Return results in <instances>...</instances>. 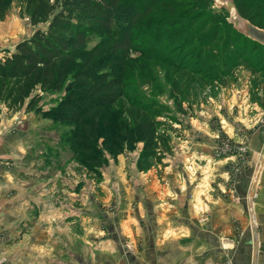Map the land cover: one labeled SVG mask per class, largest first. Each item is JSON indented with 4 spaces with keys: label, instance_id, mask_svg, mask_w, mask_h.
<instances>
[{
    "label": "rangeland",
    "instance_id": "rangeland-1",
    "mask_svg": "<svg viewBox=\"0 0 264 264\" xmlns=\"http://www.w3.org/2000/svg\"><path fill=\"white\" fill-rule=\"evenodd\" d=\"M167 1L171 0H141L151 11L142 14L134 30L135 44L122 70L128 101L142 106L154 122L151 149L145 148V128L124 123L121 105L103 110L91 139L74 142L77 126L45 117V111L66 96V84L59 90L34 89L31 97L38 94L36 107L41 112H27L23 107L8 112L0 102V170L4 171L0 173V245L7 241L8 231L25 229L23 234L31 232L29 246L46 244L44 259L55 261L57 254H69L72 239L62 226V215L74 213L88 223L75 227L83 234L101 229L103 235L106 221L119 226L121 207L126 203L133 210L136 203L152 200L156 183L167 187L169 176L175 177L169 182L191 183V177L197 183L206 163L190 156L188 149L190 140L198 143L203 135L212 149L209 162L221 160L231 171L228 182L244 175L249 196L256 197L264 168V47L234 32L225 22V13L204 0H173L174 8L166 7ZM22 8L14 0L0 16V61L36 29H46V24L32 26ZM248 11L253 23L263 27L264 0ZM101 40L95 36L88 47ZM80 64L74 63L66 77ZM109 66L114 70L107 78L117 68L112 63ZM79 143L90 145L87 157L94 161L86 163ZM251 146L261 151L255 155ZM71 152L70 159L66 155ZM27 198L35 201L29 212L40 217L26 216L21 222L14 213L23 214L18 203ZM8 208L14 213H4ZM245 209L255 262L261 241L252 200ZM11 220L17 226L8 225ZM27 238L20 234L16 246L6 247V252L1 249L0 264L21 262ZM231 241L223 238L224 243ZM33 256L27 255V260ZM226 260L232 264L229 258L217 263Z\"/></svg>",
    "mask_w": 264,
    "mask_h": 264
},
{
    "label": "crops",
    "instance_id": "crops-1",
    "mask_svg": "<svg viewBox=\"0 0 264 264\" xmlns=\"http://www.w3.org/2000/svg\"><path fill=\"white\" fill-rule=\"evenodd\" d=\"M190 142V156H199L206 163L204 169L199 171L197 183L191 177V183L169 182V179H175L173 176L168 177L167 187L156 183L152 200L136 203L133 210L126 203L121 207L123 211L119 214V226L111 220L106 221L103 235L101 229L83 234L85 231L75 227L84 228L88 223L74 213H71V217L62 215V226L72 239V252L57 254L60 258L56 257L55 261L43 258L46 244L34 243L29 246L31 232L28 230L27 234H23L25 229H19L22 233L8 231L5 235L8 239L3 246L0 245V250L6 252V247L16 246L17 236L22 234L24 238H29L23 241L26 248L22 249L24 252L18 264H216L227 258L232 264H264V168L257 195L252 198L249 196V181H245L244 175L238 176L233 183L228 182L226 178L231 171L219 163L221 160L209 162L212 149L205 135L198 143L193 139ZM251 149L255 155L261 151V148L252 146ZM0 173L4 174V171L0 170ZM250 200L254 205L261 241V250L255 262L245 209L246 202ZM34 204V200L27 198L18 203L22 215L17 211L14 213L13 208L4 210V213H14L18 221L26 220V216L38 220L40 216L28 210ZM83 218L91 219L89 215ZM9 219L15 218L10 216ZM12 220L8 225L14 223L17 226V221ZM90 225L95 227L94 224ZM223 238L232 241L224 243ZM127 243L132 246L131 250L126 247ZM27 255H34V259L27 260Z\"/></svg>",
    "mask_w": 264,
    "mask_h": 264
},
{
    "label": "trees",
    "instance_id": "trees-1",
    "mask_svg": "<svg viewBox=\"0 0 264 264\" xmlns=\"http://www.w3.org/2000/svg\"><path fill=\"white\" fill-rule=\"evenodd\" d=\"M12 1L0 0V16ZM17 1L32 26L46 24V29H36L29 40L19 42L15 51L0 61V102L7 111L14 112L23 107L27 112H41L36 107L38 94L31 97L34 89L59 90L66 84V96L54 109L46 110L45 117L77 126L79 129L72 138L74 142L91 139L103 110L121 105L124 123L127 127L145 128V148L151 149L156 131L154 122L147 117L142 106L128 101L122 74L129 50L135 44L134 30L142 20V14L151 11L149 4H143L141 0ZM204 1L212 6L210 1ZM261 1L235 0V5L239 13L253 23L248 10ZM173 2L164 4L174 8ZM217 10L225 13V22L231 27L226 12ZM97 35L103 40L88 47ZM78 61H81L79 69L71 77H66ZM111 63L117 68L107 78L114 70L109 66ZM90 148L89 144H78L86 163L94 161L87 157ZM71 154L66 157L73 158Z\"/></svg>",
    "mask_w": 264,
    "mask_h": 264
},
{
    "label": "water",
    "instance_id": "water-1",
    "mask_svg": "<svg viewBox=\"0 0 264 264\" xmlns=\"http://www.w3.org/2000/svg\"><path fill=\"white\" fill-rule=\"evenodd\" d=\"M213 7L224 10L227 14L226 20L231 27L245 38L264 46V28L243 17L236 5L235 0H208Z\"/></svg>",
    "mask_w": 264,
    "mask_h": 264
},
{
    "label": "built area",
    "instance_id": "built-area-1",
    "mask_svg": "<svg viewBox=\"0 0 264 264\" xmlns=\"http://www.w3.org/2000/svg\"><path fill=\"white\" fill-rule=\"evenodd\" d=\"M219 264V263H217ZM221 264H231L228 260H226L225 262H222Z\"/></svg>",
    "mask_w": 264,
    "mask_h": 264
}]
</instances>
